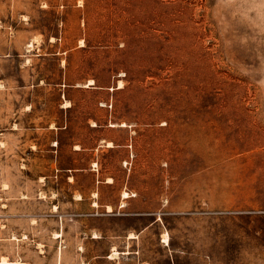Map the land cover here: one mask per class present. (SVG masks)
<instances>
[{
	"label": "rangeland",
	"instance_id": "374dc122",
	"mask_svg": "<svg viewBox=\"0 0 264 264\" xmlns=\"http://www.w3.org/2000/svg\"><path fill=\"white\" fill-rule=\"evenodd\" d=\"M15 8L0 260L264 264V0Z\"/></svg>",
	"mask_w": 264,
	"mask_h": 264
},
{
	"label": "crops",
	"instance_id": "0c3cea01",
	"mask_svg": "<svg viewBox=\"0 0 264 264\" xmlns=\"http://www.w3.org/2000/svg\"><path fill=\"white\" fill-rule=\"evenodd\" d=\"M15 14H16L15 0L14 1L13 0H0V27L3 26V28L7 29V33H8V29L16 28V26L20 27L21 25H23L24 28L26 26V21H24L21 18H17ZM30 36L31 35L29 34L28 37ZM77 199H81V198H77ZM129 238H133V237H129ZM111 250L112 249L110 246L109 252H111Z\"/></svg>",
	"mask_w": 264,
	"mask_h": 264
},
{
	"label": "bare ground",
	"instance_id": "6f19581e",
	"mask_svg": "<svg viewBox=\"0 0 264 264\" xmlns=\"http://www.w3.org/2000/svg\"><path fill=\"white\" fill-rule=\"evenodd\" d=\"M94 81L95 80L93 78H90L89 81H88V83L92 84V83H94ZM119 86H123V81L122 80L120 81ZM122 124H126V123L123 122ZM109 144H112V143L110 142ZM111 179H112V177L109 178V180H111ZM129 195H130V193L127 190H124L123 191V197H128ZM94 204H98V202L97 201H94ZM108 209H111V205L110 204L108 205ZM58 235H59V233L56 234V236H58ZM163 237H164L163 238L164 241H168L169 240L168 234H164ZM112 254L113 255L114 254H118V251L117 250H114L112 252ZM0 264H25V262H23V261H13V260H8L7 258H3V259L0 260Z\"/></svg>",
	"mask_w": 264,
	"mask_h": 264
}]
</instances>
